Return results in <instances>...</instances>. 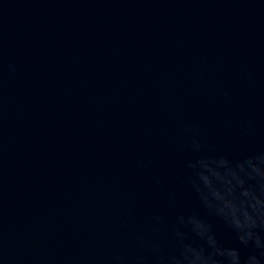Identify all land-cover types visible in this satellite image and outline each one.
<instances>
[{
  "label": "water",
  "instance_id": "water-1",
  "mask_svg": "<svg viewBox=\"0 0 264 264\" xmlns=\"http://www.w3.org/2000/svg\"><path fill=\"white\" fill-rule=\"evenodd\" d=\"M258 153L264 0H0V264L246 252L200 176Z\"/></svg>",
  "mask_w": 264,
  "mask_h": 264
},
{
  "label": "clouds",
  "instance_id": "clouds-1",
  "mask_svg": "<svg viewBox=\"0 0 264 264\" xmlns=\"http://www.w3.org/2000/svg\"><path fill=\"white\" fill-rule=\"evenodd\" d=\"M187 130L196 134L190 126ZM192 147L199 149L201 145L194 143ZM217 167H225L227 172L200 176L203 196L225 217L239 244L248 251L223 245L211 228L206 232L194 230L203 245L189 242L177 230V244L171 252L150 245L159 264H264V153L233 166L221 162Z\"/></svg>",
  "mask_w": 264,
  "mask_h": 264
}]
</instances>
